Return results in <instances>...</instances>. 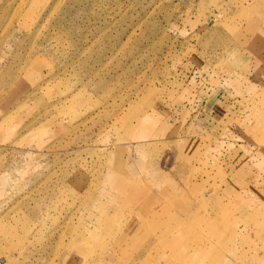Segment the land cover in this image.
<instances>
[{
    "label": "rangeland",
    "instance_id": "obj_1",
    "mask_svg": "<svg viewBox=\"0 0 264 264\" xmlns=\"http://www.w3.org/2000/svg\"><path fill=\"white\" fill-rule=\"evenodd\" d=\"M0 264H264V0H0Z\"/></svg>",
    "mask_w": 264,
    "mask_h": 264
}]
</instances>
